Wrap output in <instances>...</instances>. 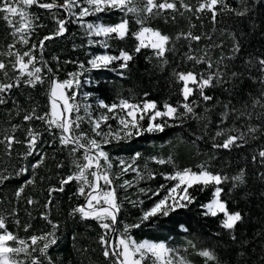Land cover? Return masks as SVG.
Segmentation results:
<instances>
[{"label": "trees", "instance_id": "obj_1", "mask_svg": "<svg viewBox=\"0 0 264 264\" xmlns=\"http://www.w3.org/2000/svg\"><path fill=\"white\" fill-rule=\"evenodd\" d=\"M10 2L27 12L31 26L18 32L16 29L21 27V17L0 11V53L5 54L0 55V60L7 65L8 73L6 77L0 72V83L15 84L16 78L20 77L19 86L8 91L5 102L0 104V141H3L0 143V218L4 220L6 230L18 238L7 242L9 247L14 248L23 247L19 239L31 244L32 235H46L53 231V224L57 225L56 243L49 246L46 255H41L39 250L33 251L37 246H32L26 252L10 253L11 263L32 264L36 258L39 264H113L114 258L104 256L105 246L100 243L105 230L96 219L82 218L79 212L74 211L82 205L85 197L79 194L83 182L72 180L63 185V191L51 192V195L49 192L53 188L59 189L62 179L78 172L77 163H86L85 151L79 149L73 152L72 145L61 144L60 129L55 126L49 128L47 117L45 120H24L33 109L40 116L50 113L49 74L54 80L63 82L72 79L70 73L83 72L79 76L80 86L67 90L68 95L76 92L71 103L80 106L78 113L71 114L72 118L77 115L83 117L78 121V129L73 125L72 134L86 133L88 138L101 142L102 138L93 131L89 115L85 114L86 105L93 119L103 115L113 117L112 113L100 107V101L109 105L119 104L121 100L139 105L154 101L160 111H165L167 103L177 107L179 113H184L181 107L184 103L181 93L183 82L176 74L195 72L207 75L219 70L228 82L204 89L206 95L213 97L212 100L204 102L198 89L189 97L188 102L196 101L195 113L200 119L190 114L177 120L162 117L157 120V124L166 125L162 132L142 131L130 138L117 140L109 137L108 143L101 142L112 164L108 169L101 160V170L107 169L113 181L111 185L103 182L101 188L103 191L114 188L120 204L112 241L117 240L125 225L140 223L139 228H132L128 233L133 240L138 243H164L190 264H264V162L258 155L264 150V116L257 119L253 115L249 119L247 115H239V112L264 111L259 107L252 108L254 98L260 97L264 90V85L260 83L264 74L258 70L257 63V58H264V0H224V4L217 6L215 20L207 10L196 11L204 0H183L191 11L181 7L180 0H169L177 4V11L157 12L154 9V14L143 11L146 0H131L129 7L138 11L108 9L82 18L70 14L66 17L63 9H41L36 4L29 7L22 0ZM64 2L56 0V3ZM160 2L162 0H156V3ZM0 7H3V0H0ZM81 7L87 5L81 4ZM79 11L80 7L71 9L75 14ZM238 12H244V15L239 16ZM58 20L66 21V31L55 37ZM122 20L128 22V33L123 39L116 38L115 34L95 36L87 27L88 24L114 26ZM142 27L169 37L164 57H158L150 47L136 51L139 44L136 33ZM189 33L200 36V40L190 39ZM22 36L28 40L27 44L23 43ZM46 36L54 38L46 41L41 51L40 41ZM237 43L239 52L234 50ZM13 44L15 47L10 48ZM9 51L20 55L30 51L36 57L35 67L42 68L38 74L42 82L28 84L29 77L20 76L17 71L19 66L17 69L12 67L16 56L7 55ZM121 52L132 56L127 68H120L121 60L99 68H93L89 63L97 56H119ZM189 55L212 63L213 68L209 69L207 63L189 60ZM24 59L27 61L28 57ZM81 64L84 65L83 70ZM31 68L30 65L29 70ZM232 72L240 75L230 79ZM189 86L196 88L191 83ZM233 107L238 111H232ZM225 112L228 113L226 118ZM139 123L143 128L147 127L146 120ZM249 125L257 126L260 131L254 134V138L253 134H249L246 143L237 141L241 146L234 145L228 149L213 146L226 138V135L217 136L218 131L238 135L239 132H246ZM29 129L38 134L36 151L32 155H26ZM121 129L122 125L116 118H109L101 122L99 130L113 134L119 132L123 137ZM229 129L238 131L228 133ZM8 136L22 141L14 142L10 152L5 139ZM82 142L87 144V140ZM137 153L140 155L133 167L143 179L131 169L122 172L121 161L132 163ZM41 156L43 162L33 168L32 165L40 161ZM153 158L171 162L159 164ZM202 168L225 179L219 185L193 184L188 188L192 202H181L187 204L186 207L176 208L168 216L157 215L141 223L144 211L176 184L174 180H166L165 175L183 169L200 172ZM241 170L244 172L243 182L235 181L233 177ZM149 173L155 178H149ZM88 179L91 181L94 178L88 175ZM124 181H130L131 186H122ZM161 185L165 188L160 195L152 196V192L160 189ZM84 187L86 193L91 191L87 185ZM216 187L222 189L220 199L226 203L227 210L241 213L242 219L233 230L222 227V213L216 216L205 214L203 206L212 200ZM21 188L23 192L18 197L17 192ZM141 189L149 191L146 194ZM28 200L33 203L29 204ZM49 200L51 204H48ZM182 225L186 231L181 228ZM4 231L0 229V234ZM108 236L109 233L107 239ZM43 243V240L39 241V247ZM202 251H208L211 258L202 256ZM152 259L148 256L142 264H152Z\"/></svg>", "mask_w": 264, "mask_h": 264}, {"label": "snow or ice", "instance_id": "obj_2", "mask_svg": "<svg viewBox=\"0 0 264 264\" xmlns=\"http://www.w3.org/2000/svg\"><path fill=\"white\" fill-rule=\"evenodd\" d=\"M20 2V0H18ZM22 3L25 6H31L36 4L37 6L44 9H53L62 7L69 12L70 15H78V18H82L94 13H99L106 11L108 9H119L120 11L126 12H136L138 11L134 7H129L131 4V0H65L63 4H57L56 0H51V2H42V0H22ZM81 4H86L87 7H81ZM224 4V0H204L203 3L199 4V7L196 11L203 12L205 10L212 13V18L215 20L217 12V6ZM180 5L187 11H191L192 9L189 5L185 4L183 0H180ZM227 7V5H224ZM73 7H80V11L78 14L72 13L71 9ZM154 9L157 12L161 10H172L177 11V4L175 2H169V0H162L160 3H156V0H146L145 7L143 9L144 12L148 14H154ZM0 11L9 13L11 15H19L21 17V27L16 29L18 32H23L25 28L31 26V21L28 18V14L24 9H20L16 6H13L10 0H3V7H0ZM237 15L243 16L244 12H238ZM5 19H8L5 16ZM11 24V20H9ZM138 23H142V21H138ZM58 29L54 35H62L66 31L65 24L66 21L58 20ZM90 33L95 36H104L109 37L111 34H115L116 38L123 39L128 33V22L126 20H122L119 24L114 26H105L102 24H88L87 25ZM189 38L195 41L200 40V36H192L190 33L188 34ZM53 36H46L43 40L40 41L41 51L44 47V41L53 39ZM136 39L139 41V44L136 48V51L139 52L141 48L150 47L152 48L158 57H164L166 51H168L166 45L169 42V37L161 34L157 30H153L151 28L142 27L141 30L136 33ZM23 43L27 44L28 40L22 36ZM15 45H10V48H14ZM36 46L34 45L33 48ZM236 52L240 51V46L237 43L235 45ZM0 55H5L4 53H0ZM9 56H16L15 63L12 65L14 69H17V65L19 66L17 71H19L20 76L27 75L29 77L27 83L34 85L35 82L41 81L42 77L38 75L41 73V67H35V59L36 57L31 54V52H24L22 55L9 51L7 53ZM206 55V54H205ZM24 57H28V60L25 61ZM189 60H193L196 63H207V67L209 69L213 68L212 63L205 61L204 59L196 56L189 55L187 57ZM132 59V56L126 52H121L119 56H107L101 55L97 56L89 63L93 68H99L102 65L107 66L115 60H121L123 63L120 64V68L124 69L128 66V61ZM167 61H165L166 63ZM257 63L259 65V71L264 74V58H257ZM30 65L32 66L31 70H29ZM80 68L83 70L84 65L81 64ZM7 65L4 61L0 60V72L4 73V76L7 77L8 73L6 71ZM49 71H51L49 69ZM83 72L79 73H70L72 79L65 80L63 82L53 80L50 85V102H51V111L50 113H45L43 116L37 115L35 109L32 110L31 114L25 115L24 120L29 121L33 118L39 120H45L47 117V123L49 128L55 126L60 129V142L61 144L68 146L72 145V151H78L79 149H85L84 152V160L86 163L80 164L77 163L76 167L78 172L74 175H70L61 180V187L59 189L53 188L50 189L51 192L55 191H63V185L69 183L72 180L82 181V185L79 188V194L86 197V205L79 206L74 209L75 212H79L82 218H94L96 219L100 227L105 230V234L101 236L100 243L105 246L104 256L105 257H113V264H142V262L148 257V254H151L152 264H172L171 259L167 258L168 254L172 252V249L166 247L164 243H155L150 241L137 242L133 240L128 233L132 228H139L141 226L140 223L133 225H125L123 232H121L115 242H111L107 239V234L110 232H115V225L117 224V215L120 212V204L118 203V198L114 188H110L108 191H103L100 185V181L102 180L105 185H111L113 181L110 179V175L107 171L101 170L102 165L100 163L101 160L105 162L107 168L110 169L112 164L109 160L108 154L102 149V143H108L109 137H113L117 140L123 138H130L134 134L140 135L142 131H164L165 124H157L154 123L158 117H168L171 120L182 119L185 115H192L196 119H200L201 117L195 113L196 101H189V97L194 94V92L198 89L199 95L201 96L204 102L210 101L213 97L206 95L204 93L205 88L216 87L217 84L227 83L228 81L224 80V73L219 70L215 72H209L207 75L203 73H195V72H187V73H177V78L179 81L183 82V86L181 88V93L184 99V103L181 105L184 109V113H179L177 107H174L170 104L165 103L164 109L165 111H160L157 109V105L154 101H145L142 105L139 104H131L126 100H121L119 104H106L104 101H100V107L105 108L108 113H115L116 109L119 108L121 111L126 112V116H113L109 117L107 115L101 116L99 119H93L90 114H88V107L85 106V114L89 115V122L93 125V131L96 136L102 138L101 142H98L96 139L88 138L86 133H80L79 135H73V125L76 129L80 127L78 121L83 119V117L77 115L75 119L72 118L73 112H79L80 106L71 101L75 100L76 92L73 91L71 95L67 94V90H71L74 87L78 88L80 86L79 76L82 75ZM240 74L237 72L231 73V78H236ZM20 77L16 78V83H0V104L5 102V95L8 91H10L13 87L19 86ZM189 83L196 86V88H192L189 86ZM260 83L264 85V79L260 80ZM227 108L228 105H225ZM261 108L264 110V90L261 91L260 97L254 98L252 103V108ZM232 111H238L234 107ZM151 113V115H148ZM149 120L147 128H143L140 125L139 121L144 120L145 116ZM239 115H247L249 119L255 115L257 119L264 116V111L253 113V112H239ZM225 118L228 116V113L225 112ZM109 118L119 119V123L122 125V131H124V136L121 137L120 133H112L109 131L108 133H104L100 131L101 122H106ZM239 118V117H237ZM16 126H14L15 128ZM135 130V132L133 131ZM237 129H229L228 133L236 132ZM260 131L255 125H249L246 132H239L238 135L226 134L223 131H218L216 133L217 136L226 135V138L220 144H214V147L217 148H225L228 149L231 146H241L237 141H241L246 143L247 136L249 134H254ZM38 134L34 133L33 130L29 129L27 133L28 138V151L26 155H32L36 151V143H37ZM7 140V148L9 152L11 151V146L14 142L22 143V141L15 140L14 137L8 136L5 137ZM83 140H87V144L83 143ZM3 143V141H0ZM139 153L133 158V162L129 164H125L124 161H121L122 172H127L130 169L134 172H137V175L143 179V176L139 173V171L133 167L135 163V159L139 158ZM261 161L264 162V150H261L258 153ZM159 164L170 163L171 161H166L163 159L153 158ZM255 160L256 157H253ZM43 162V157L41 156L40 161L36 164L32 165L33 168L39 167L40 163ZM95 168V171H91V169ZM21 171H25V169H21ZM88 175H91L94 179L89 180ZM149 178H155L151 173H149ZM164 178L166 180H174L177 183L171 188L167 189L166 194L160 198L158 201L154 203V205L144 211L143 216L141 217V223L149 220L151 217L157 215L168 216L171 211H175L176 208L186 207L187 204L181 203V201H187L188 203L192 202V197L188 195V188L192 187L193 184H203L208 185L214 183L215 185H219L222 183V178L220 175H214L209 173L206 170L201 169L200 172H192L190 169H183L180 171H176L174 174L165 175ZM244 172H241L233 177L235 181L243 182ZM27 183H32V181H28ZM84 185H87L91 191L85 192ZM122 186H131L130 181H124ZM185 186V187H181ZM165 188L164 185H161L160 189L152 192V196H159L160 191ZM178 189L182 194L177 198ZM146 194L149 190L141 189ZM23 192V188H21L17 192V196L19 197L20 193ZM222 189L220 187L215 188L214 199L209 202L207 205L203 206L206 208V215L210 214L212 216H216L218 213H223L224 219L222 220V227L226 230H233L237 223L241 221L242 216L240 212H229L226 207V203L220 199ZM151 198V197H150ZM95 202V203H93ZM28 203H33L32 200H28ZM48 204H51V200L48 201ZM98 205H106V207H97ZM48 205H45L47 207ZM47 218L46 216L44 217ZM53 231L43 235L37 236L32 235L30 237L31 244H28L25 240L19 239L18 242L23 247L14 248L7 246V241L17 240L18 238L14 236L12 233L6 230L5 222L2 218H0V229L5 230L2 234H0V264H8L7 253H20L21 251H27L29 247L37 246L33 248V251L39 250L41 255L47 254V249L51 244L56 243L55 239V229L57 225L53 224ZM183 229V225L181 226ZM27 230V227L26 229ZM187 230V229H183ZM43 240V246L39 247L38 242ZM204 257L211 258V254L208 251H202L200 253ZM32 264H39L38 259L34 258L32 260ZM181 264H184L181 261Z\"/></svg>", "mask_w": 264, "mask_h": 264}, {"label": "rangeland", "instance_id": "obj_3", "mask_svg": "<svg viewBox=\"0 0 264 264\" xmlns=\"http://www.w3.org/2000/svg\"><path fill=\"white\" fill-rule=\"evenodd\" d=\"M138 43H139V41H138ZM103 66V65H102ZM190 84V83H189ZM113 114V116H126V112H123V111H121L119 108H117L116 109V112L115 113H112ZM148 115H151V113H149ZM159 118H162V117H158L157 119H156V121L154 122V123H157V120L159 119ZM118 120V122H119V119H117ZM144 120H146L147 121V126H148V123H149V120H148V118H147V115L145 116V119ZM140 122V121H139ZM147 128V127H146ZM134 132H135V130H133ZM176 183H177V181H176ZM102 184H103V182H102ZM181 187H185V186H181ZM180 194H182L181 192H180V190L178 189V191H177V198H179V195ZM214 199V196H213V198H212V200ZM211 200V201H212ZM210 201V202H211ZM182 202V201H181ZM93 203H95V202H93ZM98 206H106V205H98ZM206 209V208H205ZM223 214V213H222ZM223 217H224V215H223ZM8 242V241H7ZM6 242V243H7ZM113 242V241H112ZM143 242V241H142ZM8 246V245H7ZM167 247V246H166ZM168 248V247H167ZM6 256H7V259H8V264H12L11 263V261H10V253H7L6 254ZM148 256H151V254L149 253L148 254ZM167 258H169V259H171V261H172V264H181V261H183L184 262V264H190L189 262H187L182 256H180L179 254H177V253H174L173 251L172 252H170L169 254H168V257Z\"/></svg>", "mask_w": 264, "mask_h": 264}, {"label": "water", "instance_id": "obj_4", "mask_svg": "<svg viewBox=\"0 0 264 264\" xmlns=\"http://www.w3.org/2000/svg\"><path fill=\"white\" fill-rule=\"evenodd\" d=\"M57 4H63V3H57ZM38 7H39V6H38ZM39 8H41V7H39ZM41 9H44V8H41ZM53 9H63V10L65 11V13H66V17H68V15H69V12H68L67 10H65L64 8H62V7L53 8ZM48 10H49V9H48ZM57 36H59V35H56L55 37H57ZM46 41H48V40H46ZM46 41H44V44H45ZM49 77H50V85H51V83H52V81H53L54 79H53V77H52L51 74H49ZM49 100H50V91H49ZM50 104H51V102H50ZM81 149H83V148H81ZM83 150L85 151V149H83ZM100 163H101V161H100ZM93 170L95 171L96 169L93 168ZM102 182H103L102 180L99 182L101 186H102ZM84 205H86V197H84V199H83V203H82L81 206H84ZM97 207H101V206H97ZM103 207H106V206H103ZM115 228H116V225H115ZM114 235H115V232H110V233H109L108 239H109L111 242H112V240H113Z\"/></svg>", "mask_w": 264, "mask_h": 264}]
</instances>
